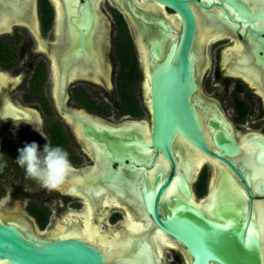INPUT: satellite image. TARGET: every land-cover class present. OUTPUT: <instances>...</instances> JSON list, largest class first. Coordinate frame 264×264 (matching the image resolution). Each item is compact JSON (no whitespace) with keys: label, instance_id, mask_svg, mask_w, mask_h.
<instances>
[{"label":"flooded vegetation","instance_id":"flooded-vegetation-1","mask_svg":"<svg viewBox=\"0 0 264 264\" xmlns=\"http://www.w3.org/2000/svg\"><path fill=\"white\" fill-rule=\"evenodd\" d=\"M190 1L196 19L192 52L207 30L206 15L212 16L208 22L221 34L220 37L205 39L199 52L203 55L200 72L197 68L199 89L191 96V102L195 104L192 97L199 93L204 106L216 108V117L204 119L199 116L212 155L200 152L180 135L174 137L176 142L182 143L185 151H191V157L204 162L191 181L177 171L174 140V172L168 161L160 153L156 155L149 145L152 127L149 83L155 64H160L168 49L178 44L181 23L175 12L148 0H21V12L17 14L14 5L10 4H16V0H0V75L4 79L3 83L0 82V119L5 117L6 110H12L16 115V118L2 123L0 135L14 132L13 128L17 126L27 130L22 129L18 139L2 144L3 162L0 164L11 161L15 172L24 174L15 159L19 155L18 149L26 145L25 138L32 137L36 138V144H42L38 151L42 152L47 143L65 149L75 168L67 179L73 177L83 181L75 191L70 190L67 182L60 191H51L62 203L46 200L26 205L36 227L60 225L59 231L65 225L67 229L81 224L84 228V221H89L99 240L134 237V250L144 246L155 264H190L191 257L184 245L159 228L150 213L153 202L161 220L180 203H186L214 223L247 224L256 236L257 223L253 211L256 203L264 207V177H253L252 169L245 167L240 160L249 156V147L241 149L242 139H252L255 148L253 162L264 164V90L259 94L255 78L240 75L244 74L240 69L242 64L237 61L232 46L239 43L242 53L249 58L250 66L258 68L264 75V46L256 43L257 36L254 35L255 31L264 28V21L257 20L254 26L242 22L237 11L225 0H196L206 7L214 4L205 10ZM237 1L249 10L251 18L264 12L261 0ZM175 33H178L176 41L168 38L164 44L160 42L161 38ZM263 38L264 35L258 37L260 40ZM153 46L160 55L159 59L153 54ZM58 49L61 50L60 57L66 56V61L80 59L84 63L78 69L68 71L65 81H62L61 74L58 75L56 66ZM96 63L102 69L100 74L93 69ZM19 87L23 90L20 102L8 96ZM86 87L97 90L87 92ZM199 109L196 105V110ZM144 113L147 120L142 119ZM108 114L115 118L104 116ZM221 115L232 133L223 126ZM79 117L97 119V125L83 122ZM128 122H146L149 128L147 140L116 130L118 126L126 127ZM89 127L96 138L86 134ZM217 132L234 140L237 151L233 155H226L216 147L213 136ZM104 135L107 140L103 139ZM120 136L124 139L119 140ZM118 151H122V157L117 155ZM144 153H151L149 163L136 159L138 154ZM216 155L228 160L235 171ZM157 158L159 165L164 166L168 173L163 176L157 171L151 185L142 176L134 181L139 171H151ZM222 173L232 178L242 192L245 217L241 220L230 210L220 208L218 218L203 210L212 208ZM123 179L132 181L142 213L132 195H118V190H108L96 197L93 193L88 195L85 190L98 186L123 189ZM174 179L179 197H172L170 206L162 205V197ZM180 181H183L188 196ZM191 194L192 205L188 202ZM19 211L15 208L14 214L19 216ZM0 212L5 215L9 208L0 206ZM4 218L1 219L6 221ZM8 221L31 226L30 221L22 217ZM126 225L132 228H126ZM51 234L50 238H58ZM256 238L264 264V239L262 256L261 244Z\"/></svg>","mask_w":264,"mask_h":264},{"label":"water","instance_id":"water-1","mask_svg":"<svg viewBox=\"0 0 264 264\" xmlns=\"http://www.w3.org/2000/svg\"><path fill=\"white\" fill-rule=\"evenodd\" d=\"M16 1V4L13 2L10 4L11 6L14 5L16 13L19 14L21 12V0ZM148 1L163 5L175 12L181 23L178 44L176 46L172 45L168 49L160 64H155L149 83L152 124L149 145L156 155L160 153L168 161L174 172L175 163L172 154V144L176 135H180L188 144L200 152L212 155L208 149L205 131L204 128L202 131L199 116H203L204 119L207 116L216 117V108H210L209 105L204 106V99H201L199 93H197L192 99L200 107L198 111L196 110V105L191 102V96L197 91V88L199 89V84L196 82L199 76L197 68H199L200 72L203 55L199 52L205 44V39L220 37L221 34L217 33L215 26L208 22V19H212V16L206 15L204 18H208L206 20L207 30L198 47H194L193 52L196 54V58H194L191 47L195 35L196 19L189 5L191 1ZM193 1L203 10L214 6V4H209L206 7L201 2ZM225 1L237 11V17L242 22L254 26L257 20L264 21V12L256 15L255 18H251L248 14L249 10L237 0ZM260 4L264 7V0H261ZM177 35L178 33L167 35L166 38H161L160 42L164 44L168 38L171 41H176ZM254 35L257 36L256 43L264 46V38L262 40L258 39L259 36L264 35V28L255 31ZM233 47L237 61L242 64L240 69H242L244 74L240 75L254 76L257 92L263 94V73L258 68L250 66L249 58L246 54L242 53L239 43H234ZM152 51L155 58L159 59L160 55L155 46L152 47ZM60 53V49L56 50L58 58L57 62H55L58 75L61 74L63 77L62 81H65L64 77L68 74V71L78 69L84 63L80 59L66 61V56L60 57ZM195 59L196 66L194 67ZM86 64L88 65V63ZM93 69L97 74L102 72L98 63L93 64ZM199 99L201 101H198ZM222 116L220 118L223 119V126L232 133L229 130L230 126ZM13 118H16L13 111L6 110L5 117L0 119V126L2 123ZM79 119L83 120V122H91L97 125V119L83 117H79ZM116 130L129 136L137 135L138 137H144L146 140L149 133L148 124L140 122H128L126 127L118 126ZM86 134L96 138L95 132L90 127L86 128ZM103 139L107 140V137L104 135ZM122 139L124 137L120 136L119 140ZM174 141V150L178 156L177 171L191 181L204 162L191 157V151H185L182 143L176 142V138ZM213 141L216 147L224 151L226 155H233L237 151L234 140L226 134L217 132L213 136ZM242 142L241 149L249 147V156H246L245 160L240 161L245 167L252 169L253 177H264V164L259 165L253 162L252 156L255 151L253 140L242 139ZM121 152H117V155L120 157H122ZM216 157L235 171L228 160L220 155H216ZM150 158L151 153L138 154L136 156V159L145 161L146 163H149ZM97 168L98 166H96L95 172H97ZM157 171L161 172L163 176L168 173L164 166L159 165V158H157L151 171L147 173L139 171L135 175L134 181H137L142 176L143 180L148 185H151ZM81 180L71 177L66 182L70 190L75 191L76 187L83 184ZM124 180L121 181L123 189L115 186H98L93 189L87 187L85 190L88 195L93 193L96 197H100L102 193H106L108 190H118V195H132L142 213L132 181ZM180 182V184H184L183 181ZM175 184L176 179H174L162 197V205L166 204L170 206L171 198L179 197ZM183 187L186 196H188L185 185ZM188 202L192 205V194ZM154 204L153 202L150 209L151 216L160 229L187 248L191 257L190 264H213V262L216 264H263L260 246L256 238L257 236L261 244L263 256L264 207L261 203H256L253 211V216L257 223L255 228L256 236L253 233L254 231L249 230L247 224L220 225L214 223L203 213L186 203H180L169 216L161 220L158 217ZM220 208L223 211L230 210L234 212L240 220L245 217L242 192L236 186L233 179L224 176V173L221 174L212 208L202 209L207 211L211 216L218 218L221 211ZM58 228L59 225L54 227L59 238H50L33 230L32 226L26 223L3 221L0 217V264H155L152 256L144 246L137 247L134 250V237L99 241L97 233H91V223L84 228H82V224L80 226L74 225L70 229L64 227L63 233L58 231ZM157 234L162 235L160 232Z\"/></svg>","mask_w":264,"mask_h":264},{"label":"rangeland","instance_id":"rangeland-1","mask_svg":"<svg viewBox=\"0 0 264 264\" xmlns=\"http://www.w3.org/2000/svg\"><path fill=\"white\" fill-rule=\"evenodd\" d=\"M0 72L2 71L0 70ZM93 90L96 91L97 89L95 87L93 88L89 87V89L88 87L85 88V91L87 92L88 91L93 92ZM22 92L23 90L21 89V87H19L13 90L12 92H10L8 96L10 99H14L20 102ZM106 101L108 102L109 100L107 99ZM68 104L70 105L71 103H68ZM224 104L225 106L227 105L226 102ZM104 116L115 118L113 114H108ZM142 119L144 120L148 119L145 113L143 114ZM13 129H14V132H9L8 134L4 136L0 135V163L3 162L2 157H1L2 144L11 139H18L19 133L21 132L22 129L25 132L27 131L24 129L23 126H20V127L17 126V127H14ZM25 139L27 141L26 144H30L32 142H35L36 140V138L34 139L32 137H28ZM39 140L41 139H38V141ZM37 145L40 147L42 146L41 143ZM4 164L6 166L3 168L2 174L0 175V206H3V205L7 206L9 208V212L5 215L0 212L2 217H5L4 218L5 220H14V219L21 218V217L24 220L27 219L30 221L33 230L38 231L49 237V235L54 230V227H36L31 222L32 220L29 216V213L26 211V205L31 204V203H40L46 200H51L52 202H56L58 200L60 203H62L63 201L60 198L56 197L55 194L53 195L51 191L42 189L36 181L31 180V179H26L25 174H20V173L15 172L11 161H7ZM15 208L17 210H20L19 216L16 215L17 213L14 214ZM64 227H66V225ZM63 228H61V230L59 231L63 232Z\"/></svg>","mask_w":264,"mask_h":264},{"label":"clouds","instance_id":"clouds-1","mask_svg":"<svg viewBox=\"0 0 264 264\" xmlns=\"http://www.w3.org/2000/svg\"><path fill=\"white\" fill-rule=\"evenodd\" d=\"M40 134L44 136L42 132ZM18 152L15 163L24 170L26 179L36 181L42 189L60 191L75 171L68 152L60 146L53 147L47 143L41 152L38 145L32 142L18 149ZM5 166L0 164V170Z\"/></svg>","mask_w":264,"mask_h":264},{"label":"bare ground","instance_id":"bare-ground-1","mask_svg":"<svg viewBox=\"0 0 264 264\" xmlns=\"http://www.w3.org/2000/svg\"><path fill=\"white\" fill-rule=\"evenodd\" d=\"M171 21H173V20H171ZM174 22V21H173ZM200 31H201V28H200ZM198 34H201V33H199L198 32ZM56 76V75H55ZM254 77V76H253ZM255 78V77H254ZM3 77H2V75H0V82H2L3 83ZM249 80V79H248ZM2 85V84H1ZM144 123H146V122H144ZM147 124V123H146ZM194 157V156H193ZM203 159V158H202ZM162 164V163H161ZM215 181V180H214ZM212 190V189H211ZM210 193H212V192H210ZM106 203V202H105ZM194 203V202H193ZM89 214V213H88ZM86 216H87V214H85ZM90 215V214H89ZM88 217V216H87ZM89 218H87V219H85V220H88ZM6 221H8V220H6ZM128 221H129V219H128ZM88 224H90L89 223V221H84V226H87ZM60 226V225H59ZM128 226L126 225V228H127ZM60 228V227H59ZM58 228V229H59ZM128 228H132V227H128ZM92 229V228H91ZM94 232V230L92 229L91 230V233H93ZM98 232V231H97ZM61 233H63V232H61ZM53 237H56V236H58L57 235V233H56V231H54L52 234H51ZM163 236V235H162ZM103 237V236H102ZM59 238V237H58ZM262 238L264 239V237H263V235H262ZM101 239V238H100ZM164 239V238H163ZM99 241H101V240H99ZM166 241V240H165ZM165 241H164V243H165ZM168 243V242H167ZM159 253V252H158ZM160 255V254H159Z\"/></svg>","mask_w":264,"mask_h":264}]
</instances>
